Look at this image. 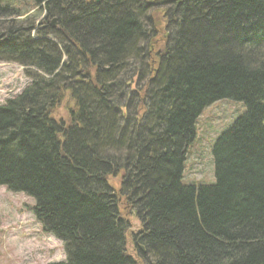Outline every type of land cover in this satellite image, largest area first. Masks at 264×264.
Returning <instances> with one entry per match:
<instances>
[{"label":"trees","instance_id":"1","mask_svg":"<svg viewBox=\"0 0 264 264\" xmlns=\"http://www.w3.org/2000/svg\"><path fill=\"white\" fill-rule=\"evenodd\" d=\"M0 63L31 80L0 106V187L63 243L51 264H138L128 237L148 264H264V0H0ZM222 100L246 112L214 143L215 184L186 185L197 121Z\"/></svg>","mask_w":264,"mask_h":264},{"label":"rangeland","instance_id":"2","mask_svg":"<svg viewBox=\"0 0 264 264\" xmlns=\"http://www.w3.org/2000/svg\"><path fill=\"white\" fill-rule=\"evenodd\" d=\"M23 3V0H14ZM28 8V9H27ZM24 18L35 22V26L43 21L44 12L31 9ZM165 6L156 9L153 18L163 27V17L168 15ZM53 34V33H52ZM32 37L37 36L33 31ZM55 35L50 38L55 40ZM148 43L142 41L140 48L147 52ZM141 51L140 58L144 55ZM141 60V59H140ZM141 64H144L142 60ZM135 66H137L135 64ZM135 69H126L118 74V81L130 80ZM31 84L26 75V68L10 63H0V106L7 100L19 95ZM144 81L134 77L131 89L140 90ZM137 100L130 99L128 112L130 117L135 115ZM71 102L65 99L57 111V117H66V110ZM246 112L244 104L230 100H222L207 107L196 125V139L188 150L185 164L183 183L186 185L197 183L201 185H213L216 182L215 160L213 147L217 138ZM35 201L20 193H11L6 188L0 187V264H51L67 260L64 245L52 235L45 234L41 225L36 221L34 213L29 211ZM131 234H137L140 230V222L133 216L130 218ZM127 251L138 264H148L150 259L146 251L140 252L130 237L127 238ZM143 254V257H142Z\"/></svg>","mask_w":264,"mask_h":264},{"label":"water","instance_id":"3","mask_svg":"<svg viewBox=\"0 0 264 264\" xmlns=\"http://www.w3.org/2000/svg\"><path fill=\"white\" fill-rule=\"evenodd\" d=\"M50 25H51L52 28H59L58 19L57 18L52 19ZM140 249L142 250V252H144V247L143 246H140Z\"/></svg>","mask_w":264,"mask_h":264},{"label":"bare ground","instance_id":"4","mask_svg":"<svg viewBox=\"0 0 264 264\" xmlns=\"http://www.w3.org/2000/svg\"><path fill=\"white\" fill-rule=\"evenodd\" d=\"M145 251V250H144Z\"/></svg>","mask_w":264,"mask_h":264}]
</instances>
